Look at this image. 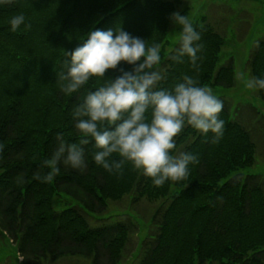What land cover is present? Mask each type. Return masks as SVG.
<instances>
[{
  "label": "trees",
  "instance_id": "obj_1",
  "mask_svg": "<svg viewBox=\"0 0 264 264\" xmlns=\"http://www.w3.org/2000/svg\"><path fill=\"white\" fill-rule=\"evenodd\" d=\"M179 4L0 0V228L17 244L20 264H54L66 256L120 264L137 224L93 226L87 214L101 215L109 200L125 195L135 202L161 200L154 215L156 232L143 241L139 264H264V183L260 175L233 174L255 164L257 145L224 99L220 118L225 125L218 142L190 126L176 137L173 154L189 151L198 158L185 180L157 187L131 163L109 173L93 161L91 143L85 146L83 172L61 164L59 174L46 180L54 173L50 161L60 140H79L71 112L88 90L72 97L60 92L56 74L64 68V49H74L90 30L115 27L162 45ZM19 13L28 27L12 32L8 21ZM194 27L201 34L200 59L193 65L187 56L175 62L172 52L167 54L159 86L172 87L189 75L201 86L233 87L234 59L217 67L224 37L207 19ZM248 64L252 77L264 78V39L254 46ZM257 94L264 100V89ZM62 194L77 206L56 209L54 198Z\"/></svg>",
  "mask_w": 264,
  "mask_h": 264
},
{
  "label": "clouds",
  "instance_id": "obj_2",
  "mask_svg": "<svg viewBox=\"0 0 264 264\" xmlns=\"http://www.w3.org/2000/svg\"><path fill=\"white\" fill-rule=\"evenodd\" d=\"M170 19L180 26L179 43L171 59L183 62L187 56L196 65L202 48L200 32L187 15L173 12ZM8 23L12 32L22 25L28 27L23 13L12 16ZM79 41L71 51L64 49V68L56 74L65 96L72 97L88 87L71 112L79 140H60L50 161L56 166L54 173L46 180L59 174L61 164L83 172L87 168L85 146L90 143L96 149L93 161L109 173L131 163L157 187L185 180L189 166L198 158L189 151L173 154L176 137L190 126L204 136L213 134V142H218L225 125L220 118L223 101L189 75L172 87L159 86L165 79L158 70L161 45L121 27L95 28ZM246 87L264 89V78L251 77Z\"/></svg>",
  "mask_w": 264,
  "mask_h": 264
},
{
  "label": "rangeland",
  "instance_id": "obj_3",
  "mask_svg": "<svg viewBox=\"0 0 264 264\" xmlns=\"http://www.w3.org/2000/svg\"><path fill=\"white\" fill-rule=\"evenodd\" d=\"M177 12L187 15L193 26L202 24L207 19L215 30L224 37L217 67L234 59L235 85L231 88L208 86L214 95L227 101L231 115L248 127L257 145L256 162L253 166L242 168L235 173L260 175L264 183V100L257 89L246 87L251 78L248 61L254 46L264 39V1L263 0H179ZM180 26L171 22L167 38L161 45L162 63L158 70L163 73L164 57L171 53L179 43ZM175 31V32H174ZM174 32V33H173ZM259 111L260 114L256 112ZM230 176L223 178L225 183ZM54 207L62 210L77 206V202L66 194L54 198ZM161 205V200L133 201L132 195H125L115 201L109 200L107 210L101 214H87L91 225L110 224L116 221H132L137 224V232L131 235L130 241L120 264H139L143 256V241L156 232L154 215ZM17 244L0 228V264H20ZM50 264V263H46ZM54 264H91L83 257L66 256Z\"/></svg>",
  "mask_w": 264,
  "mask_h": 264
}]
</instances>
